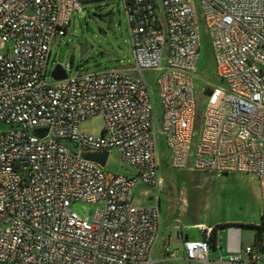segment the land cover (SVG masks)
Instances as JSON below:
<instances>
[{"label":"built area","instance_id":"built-area-1","mask_svg":"<svg viewBox=\"0 0 264 264\" xmlns=\"http://www.w3.org/2000/svg\"><path fill=\"white\" fill-rule=\"evenodd\" d=\"M83 1L0 0V264H153L160 210L136 204L134 191L166 188L159 137L170 168L253 175L264 198V0H120L132 69L47 83L51 46ZM201 28L218 84L206 83L198 117ZM146 73L156 75L152 86ZM95 117L100 135L82 132ZM111 149L134 175L83 158ZM75 203L99 207L80 218ZM211 228L182 241L188 264H264V245L243 246L232 226L224 227L225 255L211 257L223 244L219 229L212 244Z\"/></svg>","mask_w":264,"mask_h":264},{"label":"rangeland","instance_id":"rangeland-1","mask_svg":"<svg viewBox=\"0 0 264 264\" xmlns=\"http://www.w3.org/2000/svg\"><path fill=\"white\" fill-rule=\"evenodd\" d=\"M201 53L198 78L194 80L193 90L200 117L206 100V83L218 84L214 76L210 42L201 28ZM87 44V51L80 58V46ZM11 45H9V50ZM45 81L52 82V72L56 66L69 65L68 76L78 73H95L110 68L132 69L134 59L131 52L126 15L120 0H85L80 4V11L70 16L66 35L56 39L51 46ZM145 79L152 86L156 75L146 73ZM156 129H159V107L152 90ZM103 128V121L95 117L81 123L82 132L98 136ZM7 128L0 125V132ZM200 131L198 123L197 132ZM67 143V142H66ZM71 147L72 145L69 144ZM158 173L166 188L158 196L143 184H137L134 197L139 204H149V198L159 201L161 232L152 255L153 264H188L184 259L182 238L201 239V228L229 224L240 232L243 246L253 244L255 230L245 225H259L264 218V198L261 197L256 178L246 174L212 175L202 172L177 171L169 167L168 154L162 138H158ZM113 174L130 177L135 170L121 161L117 151L111 149L103 168ZM170 186V187H169ZM148 191L145 197L143 192ZM152 197V199H155ZM182 197V198H181ZM151 199V200H152ZM182 199L186 200V209L180 210ZM99 207L85 203H75L72 211L80 218L91 217ZM222 248L211 251L210 256L225 255V229H219ZM264 245V232L260 234ZM176 253V258L170 254ZM246 259V257H244Z\"/></svg>","mask_w":264,"mask_h":264},{"label":"water","instance_id":"water-1","mask_svg":"<svg viewBox=\"0 0 264 264\" xmlns=\"http://www.w3.org/2000/svg\"><path fill=\"white\" fill-rule=\"evenodd\" d=\"M87 51V44L84 41L83 44L80 46V58H83ZM52 77L55 81H62L65 80L67 77L66 72L61 66H56L52 72ZM35 135L38 137H43L46 135V130H37ZM83 158L87 161H91L94 163L99 164L101 167H104L108 158V152L100 153V154H90L86 153L83 155Z\"/></svg>","mask_w":264,"mask_h":264},{"label":"trees","instance_id":"trees-1","mask_svg":"<svg viewBox=\"0 0 264 264\" xmlns=\"http://www.w3.org/2000/svg\"><path fill=\"white\" fill-rule=\"evenodd\" d=\"M170 187V186H169ZM230 226L229 224H220V225H216L214 227L211 228V242L212 244L215 242V236H216V232L218 229L220 228H224V227H228ZM245 227H250L253 228L255 230V234H254V243L257 244H261V237L260 234L262 232H264V218H262L261 223L259 225H245Z\"/></svg>","mask_w":264,"mask_h":264},{"label":"crops","instance_id":"crops-1","mask_svg":"<svg viewBox=\"0 0 264 264\" xmlns=\"http://www.w3.org/2000/svg\"><path fill=\"white\" fill-rule=\"evenodd\" d=\"M123 11H124V13H125V10H124V8H123ZM126 15V14H125ZM153 197V196H152ZM159 200H156V199H152V200H150L148 203L149 204H155V205H157V207L159 208V202H158ZM134 202L136 203V204H139L138 203V201H136V200H134ZM159 210H160V208H159ZM194 226H198V225H194ZM202 228H204V227H202ZM182 238V241L184 240V239H188V240H190L189 239V237L187 236V235H184V237H181ZM200 240V239H199ZM168 253V252H167Z\"/></svg>","mask_w":264,"mask_h":264},{"label":"bare ground","instance_id":"bare-ground-1","mask_svg":"<svg viewBox=\"0 0 264 264\" xmlns=\"http://www.w3.org/2000/svg\"><path fill=\"white\" fill-rule=\"evenodd\" d=\"M182 198V197H181ZM186 205H187V203H186V200L185 199H182V204H181V208H180V210L182 211V212H184L185 211V209H186ZM198 228H202L203 227V225H198L197 226Z\"/></svg>","mask_w":264,"mask_h":264}]
</instances>
